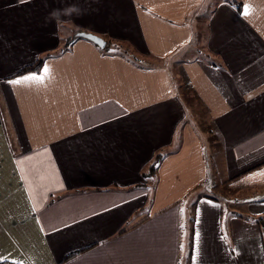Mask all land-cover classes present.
<instances>
[{
    "label": "crops",
    "instance_id": "0c3cea01",
    "mask_svg": "<svg viewBox=\"0 0 264 264\" xmlns=\"http://www.w3.org/2000/svg\"><path fill=\"white\" fill-rule=\"evenodd\" d=\"M3 261L264 264V0H0Z\"/></svg>",
    "mask_w": 264,
    "mask_h": 264
},
{
    "label": "trees",
    "instance_id": "16d2710c",
    "mask_svg": "<svg viewBox=\"0 0 264 264\" xmlns=\"http://www.w3.org/2000/svg\"><path fill=\"white\" fill-rule=\"evenodd\" d=\"M233 3L236 5L237 9H240L241 8L240 3H237V2H233ZM74 32H75L76 38H82V39H85V40H87V41L90 42V40H88L87 38L83 37L82 35H79L80 34L79 33L80 31H74ZM73 40H74L73 37H67V38H65L63 40V45H62V49L61 50L62 51L67 50L68 47L73 43ZM127 53L128 52H126V50L123 51V54L124 55L127 54ZM130 59H132V58L130 57ZM43 62H44L43 59H39V60L35 61L34 63H32V64H30L28 66H25V67L21 68L15 75H13V76H11V77H9L7 79L14 78V77H18V76L25 75V74H28V73H38L41 70V68H42ZM161 160H162L161 154L156 155L155 158H154V160H153V162L147 168L146 173H145V176H147V177L153 176L154 173L156 172L157 167H158L159 163L161 162ZM261 166H262V164L256 166L255 169H257V168H259ZM255 169H253V170H255ZM77 254H79V252L72 253V254L68 255L67 257L73 256V255H77ZM0 264H19V263L3 261V262H0Z\"/></svg>",
    "mask_w": 264,
    "mask_h": 264
},
{
    "label": "rangeland",
    "instance_id": "374dc122",
    "mask_svg": "<svg viewBox=\"0 0 264 264\" xmlns=\"http://www.w3.org/2000/svg\"><path fill=\"white\" fill-rule=\"evenodd\" d=\"M203 21H205L204 19H203ZM68 37V36H67ZM113 48V51H112V49L110 48V52L112 53V52H115V53H118V51L119 52H121L122 54H123V51H122V49H120L119 47H112ZM178 80H180L181 81V85L183 86V87H185V88H183V91H184V93L186 92V97H187V95H189L190 96V92H189V90L187 89V83H185V81H184V79L181 77L180 79L178 78ZM262 167V166H261ZM228 189H229V186L227 185V186H224V188L222 189V195H226L227 194V191H228ZM188 216L186 215V219H184V224H185V226H186V232L188 231V229H189V227H188ZM189 246H190V243H189V235L187 236L186 235V259H187V257H188V251H189ZM182 254L183 255H185V253H184V251H182Z\"/></svg>",
    "mask_w": 264,
    "mask_h": 264
},
{
    "label": "snow or ice",
    "instance_id": "6c2138e0",
    "mask_svg": "<svg viewBox=\"0 0 264 264\" xmlns=\"http://www.w3.org/2000/svg\"><path fill=\"white\" fill-rule=\"evenodd\" d=\"M22 2H24V0H22ZM242 14L243 15L250 14V8H249L248 5H245L244 6V9H243V13ZM48 71H49V69L47 67H44V69H43L44 75H39V74H37V75H29L27 77H24L22 80L21 79L12 80V81H8V83H10V84H20L22 82H36V83H41L46 78Z\"/></svg>",
    "mask_w": 264,
    "mask_h": 264
},
{
    "label": "clouds",
    "instance_id": "9594fccd",
    "mask_svg": "<svg viewBox=\"0 0 264 264\" xmlns=\"http://www.w3.org/2000/svg\"><path fill=\"white\" fill-rule=\"evenodd\" d=\"M65 11H67L68 14L71 15L72 12H75V13H77V14H80V11H81V10H80L77 6L73 5V6H71L70 10H65ZM51 15H52L53 17H57V18H58V17L60 16V12H59L58 10H56V11H53V12L51 13Z\"/></svg>",
    "mask_w": 264,
    "mask_h": 264
},
{
    "label": "water",
    "instance_id": "95a60500",
    "mask_svg": "<svg viewBox=\"0 0 264 264\" xmlns=\"http://www.w3.org/2000/svg\"><path fill=\"white\" fill-rule=\"evenodd\" d=\"M83 37L87 38L88 40L92 41L94 44L100 46V47H105V43L96 37L90 36V35H82Z\"/></svg>",
    "mask_w": 264,
    "mask_h": 264
}]
</instances>
